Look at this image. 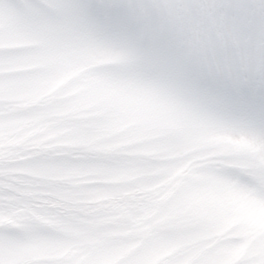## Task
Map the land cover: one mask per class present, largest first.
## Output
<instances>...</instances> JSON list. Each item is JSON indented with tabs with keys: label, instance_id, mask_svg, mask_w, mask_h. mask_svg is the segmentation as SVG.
<instances>
[{
	"label": "snow or ice",
	"instance_id": "snow-or-ice-1",
	"mask_svg": "<svg viewBox=\"0 0 264 264\" xmlns=\"http://www.w3.org/2000/svg\"><path fill=\"white\" fill-rule=\"evenodd\" d=\"M0 264H264V0H0Z\"/></svg>",
	"mask_w": 264,
	"mask_h": 264
}]
</instances>
